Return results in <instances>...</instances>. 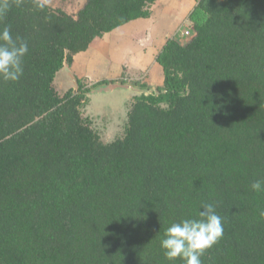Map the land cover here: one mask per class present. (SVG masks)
<instances>
[{"label":"trees","instance_id":"obj_1","mask_svg":"<svg viewBox=\"0 0 264 264\" xmlns=\"http://www.w3.org/2000/svg\"><path fill=\"white\" fill-rule=\"evenodd\" d=\"M158 1L86 0L73 16L0 0V29L29 45L20 80H0V264H183L160 240L202 202L224 227L203 264H264V194L250 190L264 179V0H194L195 35L167 40L164 85L133 98L114 141L81 112L108 81L55 86L76 54Z\"/></svg>","mask_w":264,"mask_h":264},{"label":"crops","instance_id":"obj_2","mask_svg":"<svg viewBox=\"0 0 264 264\" xmlns=\"http://www.w3.org/2000/svg\"><path fill=\"white\" fill-rule=\"evenodd\" d=\"M195 6L194 0H159L151 8L152 16L149 19L131 22L95 39L87 51L75 55L73 66H65L57 77L64 74L66 80L72 81L70 88H75L77 79L93 87L101 81L118 83L125 74L124 68H127L138 74L147 73L148 81L143 82L148 88L151 83L162 85L164 74L156 57L167 40L179 36H174L173 32L185 23L183 20L189 18ZM124 94L119 92L111 95L123 98ZM94 96L104 107L102 100Z\"/></svg>","mask_w":264,"mask_h":264},{"label":"clouds","instance_id":"obj_3","mask_svg":"<svg viewBox=\"0 0 264 264\" xmlns=\"http://www.w3.org/2000/svg\"><path fill=\"white\" fill-rule=\"evenodd\" d=\"M28 51V42L19 36L14 38L10 27L0 29V80L13 83L20 80L24 74L23 58ZM250 190L264 194V179L251 183ZM199 217L181 219L165 229L160 247L167 261L203 264L201 257L223 237L222 217L212 203H201Z\"/></svg>","mask_w":264,"mask_h":264},{"label":"rangeland","instance_id":"obj_4","mask_svg":"<svg viewBox=\"0 0 264 264\" xmlns=\"http://www.w3.org/2000/svg\"><path fill=\"white\" fill-rule=\"evenodd\" d=\"M42 2L48 4L53 9H61L66 11L68 14L75 16L78 11L83 8L86 3V0H41ZM189 18L184 19L183 22L185 24L181 25V27L177 28L175 32H173L174 36L178 34L179 36L173 37L177 39L180 43L185 45L188 43L191 38L195 35L193 31V24ZM73 66V65H72ZM67 67V66H66ZM68 68V67H67ZM124 76L120 77L118 83H123L122 81H126L127 84L134 86L139 90H152L154 92L157 91L159 87L164 85V82L161 84L151 83L150 88H143L138 86L137 83L145 84L147 73L142 72L138 74L137 72H133L132 70L128 71L127 68H124ZM123 72V73H124ZM155 73V70H154ZM146 81V82H143ZM150 83V82H149ZM86 86L91 87V85ZM72 85V81L69 79L66 80L64 74H61L56 78L55 86L59 93L63 96L67 91H69ZM161 85V86H157ZM156 86V87H155ZM75 89H77V85L75 83ZM140 93L138 91H129L126 92L121 98L115 95H96L99 99L104 103V107L100 106V102L96 101L95 98H91L89 93L87 94V99L85 101L84 106L81 108V112L84 118H89L92 121L93 127L99 132L102 140L104 142H111L115 139L122 137L124 135L125 124L127 121V111L130 103L133 101V98L139 96ZM123 99V100H122Z\"/></svg>","mask_w":264,"mask_h":264},{"label":"water","instance_id":"obj_5","mask_svg":"<svg viewBox=\"0 0 264 264\" xmlns=\"http://www.w3.org/2000/svg\"><path fill=\"white\" fill-rule=\"evenodd\" d=\"M129 91H138V93H140L139 95H150L155 93L154 91H150V90H139L137 88H135L134 86L130 85V84H124V83H108V84H104L102 86H99L95 89H93L88 96H94V95H108V94H115V93H126ZM157 92V91H156Z\"/></svg>","mask_w":264,"mask_h":264},{"label":"flooded vegetation","instance_id":"obj_6","mask_svg":"<svg viewBox=\"0 0 264 264\" xmlns=\"http://www.w3.org/2000/svg\"><path fill=\"white\" fill-rule=\"evenodd\" d=\"M90 93V92H89ZM95 96H92L91 98H94Z\"/></svg>","mask_w":264,"mask_h":264}]
</instances>
